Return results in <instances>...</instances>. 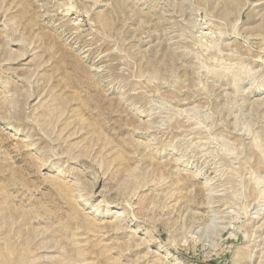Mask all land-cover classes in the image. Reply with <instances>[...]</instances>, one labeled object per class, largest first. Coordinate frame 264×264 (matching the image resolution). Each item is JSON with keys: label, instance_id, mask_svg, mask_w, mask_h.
Returning <instances> with one entry per match:
<instances>
[{"label": "rangeland", "instance_id": "1", "mask_svg": "<svg viewBox=\"0 0 264 264\" xmlns=\"http://www.w3.org/2000/svg\"><path fill=\"white\" fill-rule=\"evenodd\" d=\"M0 264H264V0H0Z\"/></svg>", "mask_w": 264, "mask_h": 264}]
</instances>
